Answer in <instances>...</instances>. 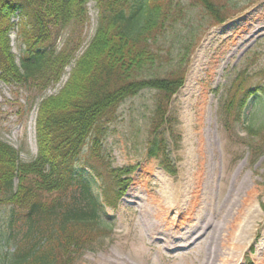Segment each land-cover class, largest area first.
<instances>
[{"label":"trees","instance_id":"1","mask_svg":"<svg viewBox=\"0 0 264 264\" xmlns=\"http://www.w3.org/2000/svg\"><path fill=\"white\" fill-rule=\"evenodd\" d=\"M89 1L0 0V81L41 93L59 82L72 57L66 48L57 52L54 39L68 25H86ZM92 1L99 13L93 38L59 92L37 105L36 158L23 162L0 141V264H77L112 233L106 208L125 197L137 165L115 166L105 142L131 99L148 97L138 129L146 156L178 175L172 153L181 139L170 106L194 47L227 8L213 0ZM15 28L19 62L9 38ZM263 73L238 71L219 101L225 131L245 134L239 141L251 165L264 156V80H254Z\"/></svg>","mask_w":264,"mask_h":264},{"label":"rangeland","instance_id":"2","mask_svg":"<svg viewBox=\"0 0 264 264\" xmlns=\"http://www.w3.org/2000/svg\"><path fill=\"white\" fill-rule=\"evenodd\" d=\"M213 2L227 8L224 21L208 24L170 106L181 139L172 153L178 175L164 173L146 156L144 131L138 129L147 95L125 102L106 151L115 166L137 169L116 209L106 208L112 233L85 250L77 264H264V156L251 165L248 148L239 141L245 134L226 132L219 113V101L238 71H264V0ZM192 9L191 16L198 14ZM86 10L85 26L68 25L54 39L56 51L66 48L72 57L60 84L94 36L96 3L90 0ZM10 38L19 62L23 45L16 31ZM254 80H264V73ZM57 86L41 93L40 87L0 81V141L16 148L23 162L36 158V107L41 98L55 95ZM176 206L191 208L180 231L173 226V212L167 214ZM3 213L0 209V231ZM158 226L159 234L149 237ZM175 231L182 237H172Z\"/></svg>","mask_w":264,"mask_h":264},{"label":"bare ground","instance_id":"3","mask_svg":"<svg viewBox=\"0 0 264 264\" xmlns=\"http://www.w3.org/2000/svg\"><path fill=\"white\" fill-rule=\"evenodd\" d=\"M159 200L160 201H164L165 198H159ZM178 202H179V200H177L176 203H178ZM171 212H173V215H174V218H175V220L173 221L174 222L173 223V226H174V228H175L176 231H180L182 229V227H184V225H185L184 222L186 221V219L189 218L190 215H191V208H187V206H185V207L176 206L175 209H170L167 212V214L169 215V213H171ZM188 220H190V218ZM204 221L205 220H203V218H201V225H202V223H204ZM160 228L161 227L158 226V228L154 232H152L151 236H149V237L153 238L154 236H152V235L157 234V233L159 234ZM176 231L171 236L172 237L178 236V237L181 238L182 236L179 235V233H177ZM181 241L191 242L192 241V238L191 239H188V240H181ZM182 245H184V244H182ZM169 250H172V249L170 248Z\"/></svg>","mask_w":264,"mask_h":264}]
</instances>
